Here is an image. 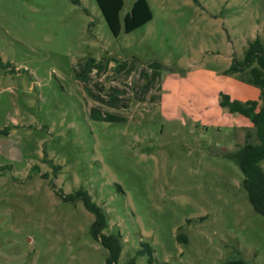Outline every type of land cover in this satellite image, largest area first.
Returning <instances> with one entry per match:
<instances>
[{
  "label": "rangeland",
  "instance_id": "374dc122",
  "mask_svg": "<svg viewBox=\"0 0 264 264\" xmlns=\"http://www.w3.org/2000/svg\"><path fill=\"white\" fill-rule=\"evenodd\" d=\"M255 38L264 0H0V264H105L78 191L118 264H264L225 157L252 125L219 106L258 98L225 74Z\"/></svg>",
  "mask_w": 264,
  "mask_h": 264
},
{
  "label": "trees",
  "instance_id": "16d2710c",
  "mask_svg": "<svg viewBox=\"0 0 264 264\" xmlns=\"http://www.w3.org/2000/svg\"><path fill=\"white\" fill-rule=\"evenodd\" d=\"M4 65L0 61V68ZM248 71V85L259 89L257 100L240 102L231 100L228 95H222L219 106L231 114H238L248 119L252 125L253 135L256 142L249 140L250 132L245 134V142L236 151L225 154V157L233 161L243 175L242 187L246 193L248 203L253 211L264 219V170L261 163L264 161V44L255 38L248 44L241 61L232 60L230 68L225 74L236 75ZM66 200L72 202L80 200L85 209L94 216L90 226L91 238L98 242L106 251L105 264H118L122 251L120 236L116 234L103 233L107 227V219L104 212L92 202L85 191H78L73 196H67ZM180 239V236H176ZM182 238V237H181ZM184 240V238H182ZM135 257L125 264H135L137 257L147 256V263L153 264V254L147 244ZM223 264H250L240 258L230 259Z\"/></svg>",
  "mask_w": 264,
  "mask_h": 264
},
{
  "label": "crops",
  "instance_id": "0c3cea01",
  "mask_svg": "<svg viewBox=\"0 0 264 264\" xmlns=\"http://www.w3.org/2000/svg\"><path fill=\"white\" fill-rule=\"evenodd\" d=\"M251 93H253V92H250V94H251ZM254 94H255V93H253V95H254ZM255 95H256V94H255ZM258 97H259V96H258ZM257 99H258V98H257ZM257 99H251V100H257ZM249 100H250V99H249Z\"/></svg>",
  "mask_w": 264,
  "mask_h": 264
}]
</instances>
